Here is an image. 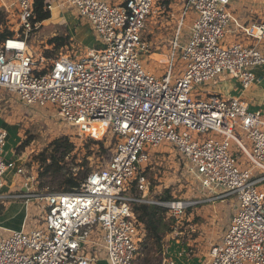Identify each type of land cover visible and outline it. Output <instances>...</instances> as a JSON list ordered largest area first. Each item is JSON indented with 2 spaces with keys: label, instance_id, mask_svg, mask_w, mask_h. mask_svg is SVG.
<instances>
[{
  "label": "built area",
  "instance_id": "2783aa9c",
  "mask_svg": "<svg viewBox=\"0 0 264 264\" xmlns=\"http://www.w3.org/2000/svg\"><path fill=\"white\" fill-rule=\"evenodd\" d=\"M34 0H0V10L21 31L0 42V90L16 95L26 106L49 108L63 126L104 124L113 152L103 167L91 171L70 192L33 190L35 176L23 179L24 193L3 195L9 163L4 158L7 131L0 127V199L44 200L40 226L8 231L0 237V264H134L144 230L134 213L137 204L167 209L179 220L189 207L236 197L237 208L207 264H264V174L253 173L229 152V140L254 168L264 173V116L242 98H223L201 87L220 74L235 76L241 91L255 82L254 70L264 67V50L234 42L223 44L231 23V0H185L181 5L171 56L157 78L139 63L148 48L142 40L156 0H64L86 19L101 42L78 55L51 59L41 67L28 39L38 29ZM48 2L44 10L51 12ZM193 11L189 37L180 45L184 18ZM11 23V21H9ZM256 30L253 33V30ZM249 34L264 39V23ZM251 35V34H250ZM181 50L183 74L172 81L174 52ZM76 54V53H75ZM237 126L247 145L233 134ZM91 137V136H90ZM102 138V137H101ZM175 148L187 160L189 173L212 197L203 200L150 201L146 198V147ZM15 168V175H23ZM220 191V192H217ZM184 217V216H183ZM37 222V221H36ZM85 245L90 246L84 253ZM186 252V250H185ZM176 264L163 260L162 264Z\"/></svg>",
  "mask_w": 264,
  "mask_h": 264
},
{
  "label": "rangeland",
  "instance_id": "374dc122",
  "mask_svg": "<svg viewBox=\"0 0 264 264\" xmlns=\"http://www.w3.org/2000/svg\"><path fill=\"white\" fill-rule=\"evenodd\" d=\"M5 1L9 4L11 0ZM101 1L121 3L123 0ZM46 2L61 4L64 3V0H46ZM184 2L185 0H156L142 32V40L148 44V48L146 51L139 53L138 61L145 70L157 78L162 77L168 67L169 57L172 52L171 43L180 15L179 9ZM243 3H247V5L244 10L240 11V16L237 18L239 30L241 28L247 30L250 26L249 24L253 22L264 23V0H231L229 5L230 13L233 14L236 12L235 10ZM11 10L12 14L9 16L11 23L4 17V23L2 24L3 29L14 35L17 33L16 30L18 27L13 23L15 10L14 8H11ZM49 13L50 18L41 22L38 29L28 39L29 48L34 53L35 58H39L38 61L41 62V67L49 66L53 58L71 54L78 55L87 49L95 48L96 44L101 42L92 31L86 19L80 17L76 8L64 4L60 9ZM193 14V11L190 10L184 18L183 28L180 31V45H184L189 37L188 28L193 21ZM20 31L18 29V32ZM64 35H69L70 37V44L66 47L57 49L53 45H49L50 39H53L55 36ZM230 37L231 35L226 34L224 41L230 42ZM180 53L181 50L179 49L174 52L172 81L183 74L185 64L180 60ZM224 79L237 81L235 76L220 74L213 80V84L219 86L223 84L220 81ZM201 89L203 90L204 87H201ZM256 102L261 103L258 99L254 101L258 105ZM3 107L5 108L3 115L6 114L5 118L7 117V119L13 121L17 131L13 141L14 144L11 146L12 155L8 153L10 149L7 147L5 148L6 154L4 152V158L9 163V169L4 177V184L9 180L16 183L18 181L21 182L29 176H35L36 178L39 163L35 157L46 149L53 140L60 137H68L72 145L70 153L64 158V162L68 164L72 161L74 163H86L91 171H96L103 167L113 152V140H110L111 138L107 133L102 136L104 126L92 125L83 127V133L90 134L91 137L82 135L77 128L63 126L56 120L52 109L26 106L16 95L0 90V109ZM259 110L264 115L263 103L259 105ZM233 134L244 145H247L244 133L240 128L235 126ZM90 140L103 143L104 149H108V152L103 153L99 145L95 143L90 144ZM146 151L151 155L146 172L148 189L146 198L148 200L161 201L160 197L167 193L171 197L169 201L202 200L212 197L209 192L200 189L199 183L189 173L186 167L187 160L175 148L164 143L154 149L147 146ZM229 152L237 158L240 164L245 165L246 168L252 171L253 178L260 177L264 174L246 161L245 157L239 152L236 142L233 140H229ZM18 166L23 169V175H15V168ZM37 186V184H33V190H37ZM257 187L264 191V182L259 183ZM7 188L9 187H5L4 190L7 191ZM5 191L1 190V193H5ZM20 193L17 191L15 194ZM18 203L27 207L25 230L28 231L30 228L40 226L45 205L44 200L30 199L26 205L24 198L0 199V209L9 204L14 205ZM237 206V200L234 196L189 207L185 211L184 217L182 216L177 220L174 231L163 238V254H165L166 248L174 239L189 244L185 253L179 252V256L182 257L183 254L186 256L184 258L185 262H188L195 256H200L201 264H207L210 258V253L207 254L209 249L212 245L220 242L224 231L230 225L231 218L234 216ZM190 217L193 218L188 222ZM185 218L186 222L184 220ZM2 236L8 237L9 233L0 230V237ZM176 245L178 246V244ZM90 248V246L85 245L83 252L89 253ZM199 249H201L200 253ZM178 250L176 249L177 252ZM138 251L140 254V246ZM139 254L134 264L141 263L143 256L141 255L139 258ZM102 261L103 259L99 260V262ZM177 264H180V262L177 261Z\"/></svg>",
  "mask_w": 264,
  "mask_h": 264
},
{
  "label": "trees",
  "instance_id": "16d2710c",
  "mask_svg": "<svg viewBox=\"0 0 264 264\" xmlns=\"http://www.w3.org/2000/svg\"><path fill=\"white\" fill-rule=\"evenodd\" d=\"M47 4L46 0H34L35 21L41 23L50 18L49 11L44 10ZM2 23H4V14L0 10V42L13 36V33L3 29ZM68 44H70L69 35L55 36L49 41V45H53L57 49L64 48ZM89 143L99 145L103 153L108 152V149H104L103 143L99 141L90 140ZM71 147L68 137H60L53 140L46 149L35 157L39 163L36 176L39 191L48 188L55 192H70L78 188L86 179L91 172L86 163H74L72 161L68 164L64 162V158L70 153ZM170 199L168 193L160 197L161 201H169ZM133 213L137 221L142 224L145 234L139 243V258L141 255L143 256L140 264H162L163 238L174 231L177 220L166 215L167 209L153 204H137L133 207Z\"/></svg>",
  "mask_w": 264,
  "mask_h": 264
},
{
  "label": "crops",
  "instance_id": "0c3cea01",
  "mask_svg": "<svg viewBox=\"0 0 264 264\" xmlns=\"http://www.w3.org/2000/svg\"><path fill=\"white\" fill-rule=\"evenodd\" d=\"M246 5H247V3L241 4L239 6V8L235 10L236 12L231 14L232 23H230L229 32L227 33L228 35H231V37L229 38L230 42L224 41L223 44L228 45V44H231L234 42H238V43H241L242 45H244L245 47H255L257 50L263 51L264 50V39L257 41L255 38H253V36H252L253 33H250L251 35L248 33L250 26L253 23L257 24V22H253V23L249 24L250 26L247 30H245L241 27H240L241 28L240 30L238 29L239 26L237 24V18L240 16V11L244 10ZM52 6L60 9V6H58L56 4H52ZM53 7H52V9H53ZM254 74H255V82L250 87V89H248L246 91H241V88H240L238 81H233V80L228 81L225 79L223 81H220V83L222 82L223 84H221L219 86H215L217 84H213V82H212L210 85L205 86L203 90H205L207 93L218 95V96H221L223 98H237V97L242 98L244 101H246L249 104L250 109L260 111L259 105H261V103L264 104V67L256 68L254 70ZM257 99L260 100V102H261V103L256 102L258 105H256L254 103V101H256ZM4 111H5L4 107L2 109H0V127L7 131L8 139H7L6 147L10 149V152H8V153L10 155H12L11 154V146L14 144L13 141H14V138L17 134V131L15 129L16 125L13 123V121L7 119V117L5 118L6 114L3 115ZM261 114L263 115V112H261ZM5 154H6V152H5ZM23 184H24L23 181H21V182L18 181L16 183V182H13L12 180L11 181L9 180L6 184H4L2 191H5L4 190L5 187H9V188H7L8 190L5 191V193L3 192L2 194L3 195H6V193L7 194H15L17 191L24 193L25 191H23V189H24ZM29 201H27V202L25 201V204L27 205L29 203ZM205 203H208V202H205ZM23 207H24L23 204L18 203V204H14V205L9 204L8 206L1 208L0 209V230L1 229H5L8 231L21 230L23 222L27 218V207L26 206L24 208ZM192 218L193 217H190L188 219V222H190L192 220ZM184 220L186 222V218ZM218 243H216V244H218ZM176 244H178V246ZM187 246H189V244L187 242L182 243V242H179L178 240L173 239L172 242H170V245L166 248L165 254H163L164 255L163 260L167 259V261H173L176 264H177V261L180 262V264H201V257L200 256H195L193 259L189 260L188 262L184 261V258H186V256L184 254L182 257L179 256V254H180L179 252L185 253V250H187ZM177 247H179V248H177ZM176 249H179L178 252L176 251ZM210 250H211V248L209 249L207 254L210 253ZM200 252H201V249H199V253ZM177 253H178V255H177ZM168 259H170V260H168ZM93 264H109V263L107 260L103 259L102 262L97 261L96 263H93Z\"/></svg>",
  "mask_w": 264,
  "mask_h": 264
},
{
  "label": "bare ground",
  "instance_id": "6f19581e",
  "mask_svg": "<svg viewBox=\"0 0 264 264\" xmlns=\"http://www.w3.org/2000/svg\"><path fill=\"white\" fill-rule=\"evenodd\" d=\"M52 7H53V6H52ZM52 7H51V11H52V12H55V11L58 9V8H56V7H53V9H52ZM253 31H254L253 33L256 32L255 29H254ZM91 126H92V125H91ZM100 126H105V125H104V124H100ZM83 127H87V126H83ZM83 127H82V128H83ZM82 128H81V129H82Z\"/></svg>",
  "mask_w": 264,
  "mask_h": 264
},
{
  "label": "water",
  "instance_id": "95a60500",
  "mask_svg": "<svg viewBox=\"0 0 264 264\" xmlns=\"http://www.w3.org/2000/svg\"><path fill=\"white\" fill-rule=\"evenodd\" d=\"M23 191H25V189H23Z\"/></svg>",
  "mask_w": 264,
  "mask_h": 264
}]
</instances>
